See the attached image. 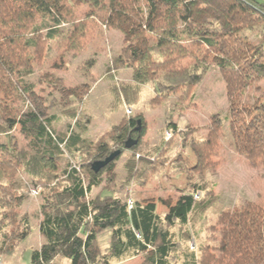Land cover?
<instances>
[{
	"label": "trees",
	"instance_id": "obj_1",
	"mask_svg": "<svg viewBox=\"0 0 264 264\" xmlns=\"http://www.w3.org/2000/svg\"><path fill=\"white\" fill-rule=\"evenodd\" d=\"M77 1L105 7V26L130 37L108 69V76L123 69L132 71L133 83L122 86L116 105H125L133 112L141 86L148 82H153L156 93L148 109L175 94L180 100L182 96L187 99L209 68L206 60L216 58L225 83L226 120L234 147L252 167L264 168V90L252 101L246 98L248 90L259 88L257 82L264 79V0H0V93L6 100L19 97L29 102L26 112H6L1 118L0 203L4 196L2 204L8 208L4 220L12 219L15 213L8 212L19 207L23 199L16 193L19 189L15 176L19 170L42 187L39 231L46 243L33 252L31 264H60L58 257L71 264H110L112 258L138 256L142 257L140 264H171L180 241L170 227L176 221L182 226L188 224L190 214L197 208L194 193L169 206L163 218L152 200L136 201L130 207L128 201L104 194L107 190L101 188L104 174L113 170L123 152H135L142 146L147 130L144 114L122 118L123 123L96 142L84 137L80 124L78 131L70 128L58 134L55 117L48 116L33 86L23 80L22 76L32 74L34 64L44 57L47 42L59 35L64 11L75 7ZM42 19L54 24L44 36L43 26L38 24ZM84 23L76 25L70 37L73 43L81 44L79 30ZM250 32L258 36V42ZM55 68L66 66L62 63ZM84 91L86 94L89 90ZM81 99L69 114L76 122L84 104L82 96ZM139 120L142 126L137 130ZM216 124L217 121L210 124L209 135L203 140L193 134L198 129L192 131L191 138L187 133L190 142L185 147L197 155L202 154L200 148H212L219 134L220 124ZM171 125L170 143L179 132L175 123ZM18 126L27 141L26 149L11 144V132ZM129 139L138 140V144L126 148ZM168 149L164 141L154 151L166 155ZM116 151L121 155L114 161L99 172L93 169L95 162ZM66 155L71 159L61 167ZM135 156L130 162L136 166L133 172L138 173ZM150 172V165L141 171L142 175ZM9 187L15 188V193H10ZM98 188L101 191L92 195ZM107 229L112 231V243L108 253L103 254L98 235ZM215 229L219 239L202 248L200 259L190 255L188 264H264L263 207L244 201L222 211ZM28 235L26 225L17 239L23 241ZM9 239L0 231V255L14 250Z\"/></svg>",
	"mask_w": 264,
	"mask_h": 264
},
{
	"label": "rangeland",
	"instance_id": "obj_2",
	"mask_svg": "<svg viewBox=\"0 0 264 264\" xmlns=\"http://www.w3.org/2000/svg\"><path fill=\"white\" fill-rule=\"evenodd\" d=\"M107 15L105 7L88 2L77 1L75 7L66 9L63 21L58 26L59 35L47 42L44 57L34 64L32 74L22 77L28 85L33 86L40 102L46 106L48 116L55 117L54 129L58 134L67 133L70 128L78 131L80 124L85 132L84 137L96 142L103 134L110 135L115 126L125 121L122 118L136 113L144 114L147 130L142 138V146L135 152H123L113 170L104 174L101 188H106L104 194H112L130 203L152 200L157 203V212L163 218L168 214L169 206L194 193L197 208L190 214L188 224L182 226L176 221L170 227L180 241L178 249L171 256V264H188L190 255L195 254L200 259L202 248L215 244L219 239L214 227L222 211L238 207L244 201H252L264 208V168L252 167L234 147L226 120L228 104L225 83L216 58L206 60L209 68L187 99L182 96L180 100L175 94L162 99L161 105L148 109L156 94L153 82H148L141 86L139 101L133 107V112L125 105H116L114 102L120 96L122 86L133 83L132 71L123 69L108 76V69L122 47L129 43L130 37L123 31L107 28ZM82 21L85 23L79 30V45L76 41L73 43L74 40L70 41V37L76 25ZM38 24L43 26V36L54 25L46 19L39 20ZM250 33V37L258 42V36ZM198 55L200 58L203 56L202 53ZM62 63L66 69L55 68ZM185 63H189V60ZM257 85L259 88L248 90L247 100L252 101L253 97L262 95L264 79L258 81ZM86 89L89 91L85 94ZM78 95L83 97L84 104L78 110L80 117L77 123L69 114L82 101ZM28 109L27 100L19 97L6 100L0 93V123L4 113L26 112ZM215 121L220 128L212 148H200L202 154L197 155L189 146L185 147L194 129H198L194 136L203 140L209 135L208 127ZM171 122L179 129L172 144L169 141ZM11 134V144L20 149L28 148L19 126ZM164 141L166 147L169 146V152L166 155L158 154L154 150ZM134 155L140 167L138 173L136 170L133 172L136 166L133 167L130 162ZM70 159L66 155L60 166L64 167ZM146 165L152 167V172L142 175L141 171ZM15 179L19 191L11 187L8 189L10 193L19 192L23 199L19 207H13L8 212L15 213L10 220H4L8 208L2 204L6 198L3 196L1 200L0 231L10 237L8 242L14 250L11 254L0 255V264H31L33 252L46 243L39 231L43 217V190L23 170L17 172ZM101 188L95 189L92 195L99 193ZM26 225L29 235L23 241L17 239L26 230ZM98 243L102 253H108L112 243L111 229L98 235ZM56 260L60 264H71L70 260L59 257ZM141 262L142 257L138 256L123 260L112 258L110 264Z\"/></svg>",
	"mask_w": 264,
	"mask_h": 264
},
{
	"label": "water",
	"instance_id": "obj_3",
	"mask_svg": "<svg viewBox=\"0 0 264 264\" xmlns=\"http://www.w3.org/2000/svg\"><path fill=\"white\" fill-rule=\"evenodd\" d=\"M141 126H142V121L139 120L137 130H140ZM136 144H138V140L129 139L126 142V148L130 149V148H132L133 145H136ZM119 155H121V151H116V152L112 153L109 157H107L105 160L95 162L93 165V169L96 172H99L102 168L106 167L110 162L114 161Z\"/></svg>",
	"mask_w": 264,
	"mask_h": 264
},
{
	"label": "built area",
	"instance_id": "obj_4",
	"mask_svg": "<svg viewBox=\"0 0 264 264\" xmlns=\"http://www.w3.org/2000/svg\"><path fill=\"white\" fill-rule=\"evenodd\" d=\"M129 206H130V207L133 206V202H131V203L129 202Z\"/></svg>",
	"mask_w": 264,
	"mask_h": 264
}]
</instances>
